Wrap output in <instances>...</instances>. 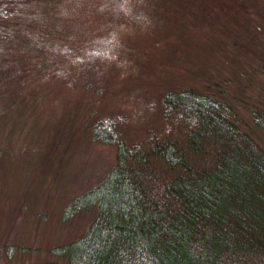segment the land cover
<instances>
[{
  "label": "trees",
  "instance_id": "obj_1",
  "mask_svg": "<svg viewBox=\"0 0 264 264\" xmlns=\"http://www.w3.org/2000/svg\"><path fill=\"white\" fill-rule=\"evenodd\" d=\"M228 4L0 0V119L19 118L25 110L20 95L32 74L24 60L28 49L45 51L48 40L71 44V38L85 52L90 34L101 38L115 24L141 31L145 19H160L177 33L188 27L198 33L207 12ZM161 102L162 128L134 143L118 138L108 119L94 121L92 138L115 151L104 176L66 206V215H93L78 235L51 247L54 264H264V146L214 90L185 86L167 91ZM250 116L264 135V110Z\"/></svg>",
  "mask_w": 264,
  "mask_h": 264
},
{
  "label": "rangeland",
  "instance_id": "obj_2",
  "mask_svg": "<svg viewBox=\"0 0 264 264\" xmlns=\"http://www.w3.org/2000/svg\"><path fill=\"white\" fill-rule=\"evenodd\" d=\"M228 1L198 21V33L145 19L141 31L115 24L101 38L90 34L85 52L71 38L24 52L32 73L22 84L25 110L0 119V264H54L51 247L92 217L93 210L66 215V206L111 164L114 146L92 138L96 119H108L118 138L134 143L162 128L167 91L194 85L230 102L264 146L250 116L264 110V0ZM67 46L71 51L61 52Z\"/></svg>",
  "mask_w": 264,
  "mask_h": 264
}]
</instances>
